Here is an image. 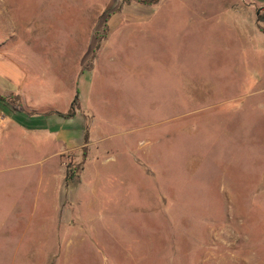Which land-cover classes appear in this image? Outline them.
<instances>
[{
  "label": "rangeland",
  "instance_id": "374dc122",
  "mask_svg": "<svg viewBox=\"0 0 264 264\" xmlns=\"http://www.w3.org/2000/svg\"><path fill=\"white\" fill-rule=\"evenodd\" d=\"M4 59L0 264H264V0H0Z\"/></svg>",
  "mask_w": 264,
  "mask_h": 264
},
{
  "label": "crops",
  "instance_id": "0c3cea01",
  "mask_svg": "<svg viewBox=\"0 0 264 264\" xmlns=\"http://www.w3.org/2000/svg\"><path fill=\"white\" fill-rule=\"evenodd\" d=\"M0 76L9 83H11L13 89L11 88H3L0 89V96L1 97H6L10 93L12 94H22V89H21V69L13 62L7 59H4V61L0 60ZM6 104V103H5ZM24 109L21 110H13V112H18L20 114H24L25 116H32L33 114V109L30 108V106L23 107ZM1 111V109H0ZM62 112V111H61ZM59 112V113H61ZM1 114V113H0ZM59 120L60 123H66L68 125V128H54L50 131H47L46 128L40 127L39 128H28L23 122V118L19 121H13L12 119H7L6 126L8 127H13L16 129H20L23 131H28L31 133H42L45 136H50L53 139L54 144L58 143L60 147L63 148H68L72 147L75 144H78L80 142V139L82 138V133H83V118L81 115L78 113H74L70 117H62L60 115ZM5 120V119H4ZM62 120V121H61ZM68 122H75V126H71L68 124ZM25 125V126H24ZM73 127V128H72ZM56 145V144H55Z\"/></svg>",
  "mask_w": 264,
  "mask_h": 264
},
{
  "label": "trees",
  "instance_id": "16d2710c",
  "mask_svg": "<svg viewBox=\"0 0 264 264\" xmlns=\"http://www.w3.org/2000/svg\"><path fill=\"white\" fill-rule=\"evenodd\" d=\"M155 1V0H154ZM3 97L0 96V100H2ZM73 102V100H72ZM72 105V103H71ZM16 110H21L19 107H15ZM14 109V110H15ZM60 116L62 117H70L73 115V111L71 109H69L66 113H58ZM74 167H69V165L66 167V171H65V176L67 177L68 175L69 176H73L74 174ZM68 174V175H67ZM69 176L67 178H69ZM65 178V180L67 179Z\"/></svg>",
  "mask_w": 264,
  "mask_h": 264
}]
</instances>
